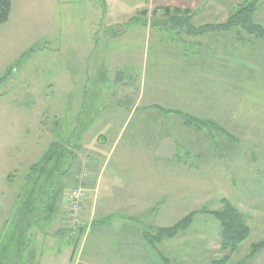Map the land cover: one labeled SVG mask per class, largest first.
I'll return each instance as SVG.
<instances>
[{
    "label": "rangeland",
    "instance_id": "1",
    "mask_svg": "<svg viewBox=\"0 0 264 264\" xmlns=\"http://www.w3.org/2000/svg\"><path fill=\"white\" fill-rule=\"evenodd\" d=\"M104 1L11 0L9 19L0 24V77L5 76L0 80V264L26 261L21 258L24 246L16 251L19 226L25 227L22 224L28 217L20 206L22 200L17 202L18 191L25 182L24 174L30 172L29 165L39 160L52 141L70 146L74 142L69 127L74 122V110L79 109L78 89L68 87L66 81L79 77L92 82L87 89L92 104L85 107L90 114L100 113L101 105L109 115L118 111L135 114L111 162L119 159L120 145L132 134V153L127 159L157 163L156 168L144 165L135 168L140 182L139 206L142 210L151 209L146 217H136L139 231L154 233L156 228H148L157 222L154 218L165 219L172 226L193 212L187 229L165 238L166 248L157 246L158 251L168 257L169 264H211L226 253L221 249L220 223L211 213L221 211L226 199L243 214L249 227L248 237L232 252L227 264L243 261L250 254L251 245L264 238V41L236 26L231 33L221 34L222 43L224 38L232 43L231 51L235 54L231 63L238 67L231 73L236 77L227 82V89L222 87L229 108L221 114V119H214L211 110L197 112L194 103L186 104L191 110L185 109L186 105L183 109L184 94L177 93L172 76H167L172 75L168 74L170 68L164 64L158 67V60L182 57L154 52L159 40L155 28H175L181 25L179 21L164 19L163 9L149 6L152 0H113L117 5L108 15L110 23H96L99 17L105 18ZM251 1L227 0V7L221 8L220 17L216 18L218 21L201 26L217 28L227 21L230 13ZM256 2L253 20L264 26V0ZM117 16L118 21L112 23ZM150 26L153 29L149 30ZM236 31L239 34L235 35ZM160 35L161 39L175 40L172 46L166 43L161 46H180L179 36L173 30L164 29ZM179 65L182 63H172L174 71ZM118 81L125 82V86H118ZM179 90H184V86ZM217 97L218 89L216 101ZM151 102L157 106L151 107ZM158 105L168 110H161ZM221 107L223 111L224 104ZM154 111L172 113V119L157 121L156 133L147 128L133 132L131 126L139 122L137 115ZM218 111L217 108V114ZM57 113L61 115L56 119ZM191 118L211 121L222 130L211 124L199 126L195 121L189 122ZM112 131H107L108 135ZM108 138L111 143L114 137ZM178 159L188 166L177 164ZM170 160L171 168H164L162 164ZM80 166L74 157L62 182L52 184L51 190L56 192L49 214L57 215L65 209L66 219L68 192L84 168L83 164ZM10 174H13L11 178ZM51 190L46 192L50 194ZM18 210L24 214L21 221ZM39 215L44 217V211L35 212L31 218L37 221ZM6 220L14 221V227L8 226L6 231L8 235L14 230L11 240L10 234L7 238L2 234ZM64 225L68 227L65 220ZM78 235L77 239L64 235L57 243L46 244L42 248L41 264H56L59 260L63 264H77L79 247L85 237L84 233ZM203 240L220 241V249L208 246ZM218 250L223 252L220 257H216ZM251 260L250 264H264V248ZM157 264L162 263L158 260Z\"/></svg>",
    "mask_w": 264,
    "mask_h": 264
},
{
    "label": "crops",
    "instance_id": "2",
    "mask_svg": "<svg viewBox=\"0 0 264 264\" xmlns=\"http://www.w3.org/2000/svg\"><path fill=\"white\" fill-rule=\"evenodd\" d=\"M226 1L227 0H152L149 5L157 8L170 7L172 9L177 8L191 12L189 18L183 15L179 17H163L168 21H179L181 25L175 28L168 26L156 27L155 30H158V32H156L159 40L157 41L158 46H156L154 52L161 56L172 55L174 58L182 57L181 60H158V67L160 68L162 64H164L166 67L170 68L168 74L172 75L167 76H172L173 86L176 87L177 85L178 87L177 93L184 94L183 109L184 105L194 103L198 109L197 112H199V109H204V112L206 110H211L213 113L212 118L214 119H217L216 117L220 118L221 114L228 110L227 96L221 93L223 90L222 87L227 89V82L231 81V77H236L231 74L235 73V68L237 66L231 63L232 56L235 54V52L231 51L232 43L230 40L226 42L227 38L223 39V43L221 42V34L231 33L232 28L228 30L208 28L200 32H197V30L202 27L201 25L218 21L216 18L220 17L221 8L227 7L228 2ZM114 5H117V2L113 0H105L102 2V7L104 8L102 14L104 15L105 12L106 15L105 18L99 17L96 23H110L108 15L113 10ZM140 6L141 5L137 8H140ZM226 15L228 16V14ZM184 18L189 20L187 26L184 25ZM117 19L118 16L111 20L112 23L117 22ZM100 29H102L101 26ZM148 29L151 30L153 28L150 26ZM164 29L173 30L174 33L179 36V47H171L175 42L174 39H161L160 34ZM234 34L237 35L239 33L236 31ZM161 43L170 44L171 46L164 47L161 46ZM172 63H182V65L177 66V71H174ZM91 83L90 80L83 77L66 81L68 87L76 86L78 89L76 90V93L78 91L76 96L78 102L75 103L77 108H79L74 110L75 114L74 117H72L74 122L69 127V136L74 139V142L72 141L71 146H69L72 149L74 157L79 160L81 166L83 164V167L88 168L90 171V176L85 186L87 197L82 214L83 227L89 226V229L87 235L83 237V242L79 247L80 255L77 264H157L158 260L162 264H166V262L169 263L168 257L162 252H159L157 248V246L166 248L165 244L167 239L149 244V241L144 236V231H139L137 227L139 221L136 217L138 215H144L146 217V215L150 214L149 211L151 209L148 210L150 208L148 207L142 210L139 206L140 193L138 190L140 182L138 179V172L135 171V168L143 167V165L149 168H156L157 163L154 162L151 164L150 162L146 163L127 159L129 153H132V134L120 145L118 153L119 159L111 162L112 157L118 150L119 141L128 130V127H130V123L135 114L118 111L109 115L105 112L104 105L100 106V111L102 110L100 113L90 114L85 107L87 106L88 108V105L92 104L93 98H91V100L87 98V89L91 86ZM117 85L124 87L125 82L118 81ZM182 86H184V90H179ZM211 86L213 89L209 88ZM208 89L211 91H208ZM217 89L218 100L216 101ZM229 100L231 101V97ZM166 102L167 99H165L164 103ZM155 103L156 102H151L149 104L151 107L157 106ZM222 104H224L223 111L221 107ZM160 107L161 110H168L166 106ZM191 108V106L186 105L185 109L191 110ZM217 108L219 110V116L216 112ZM85 110L86 112H84ZM165 111H154L137 115L136 118L139 122L131 126L133 132H138L147 128V131L152 132V134L156 133L157 121L172 119L173 114ZM174 111L178 112L177 110ZM60 115L61 113L55 114L56 119L59 118L58 116ZM122 116H125L123 120ZM146 120L150 122H146ZM54 123H56V120H54ZM57 125L59 126L58 123ZM113 128H115V130ZM110 130H113L112 134L108 135L107 131ZM160 131L161 128L158 129V132ZM169 131V135L171 136V129ZM108 136L114 137L111 143L109 142ZM163 137L167 136L164 134ZM152 147L153 150L156 151V145L153 144ZM176 163L180 164L182 167L188 166L182 159L176 160ZM31 165L28 167L29 170ZM172 165L173 161L171 160L162 164L164 168H167V166L171 168ZM28 173L29 172H26L24 177ZM181 174H184V172ZM11 175L13 174L8 176L11 178ZM10 178L9 180H11ZM136 201H138V203H136ZM37 212L40 213L41 210ZM44 217L39 215L37 223H35L37 229L35 228V224L32 223V220H30L31 218L29 219L30 221L28 218L23 221L22 226H27L29 223L31 224L27 229L26 240H24V250L21 251V258H26L23 264H41L43 258L42 248H44L46 244L57 243L64 235L76 238V235L80 234L81 231L82 234L84 233V229L82 228L78 233H73L71 228L65 227V209L62 211L59 210L57 215L55 212H51V214ZM153 221L157 222H152L150 220V223H152L148 228L155 229L171 226L167 224L165 219L154 218ZM13 222V220L9 221L8 226H10V228L14 227ZM39 223L42 224L38 225ZM44 227L48 230L44 231ZM82 234L78 236L80 237ZM202 236H204V233H202ZM202 238L204 239V237ZM77 241L75 242L76 247L78 244ZM204 243L208 246H212V248L218 247L220 249V241L208 240L204 241ZM203 249L205 250L207 248L205 247ZM74 252L70 256V261L74 257ZM222 254L223 252L218 250L216 257ZM36 259L37 261H35ZM60 261L61 260L56 264H63V262ZM252 261L253 260H251V262ZM251 262H249V264Z\"/></svg>",
    "mask_w": 264,
    "mask_h": 264
},
{
    "label": "trees",
    "instance_id": "3",
    "mask_svg": "<svg viewBox=\"0 0 264 264\" xmlns=\"http://www.w3.org/2000/svg\"><path fill=\"white\" fill-rule=\"evenodd\" d=\"M257 7L256 0H253L243 6H240L236 11L230 13L227 21L221 25L216 26L219 29L228 30L234 26L240 27L242 30L248 34L253 35L264 41V26L257 24L253 20V15ZM164 10L166 16L179 17L180 15L189 16L191 12L188 10H181L177 8L161 7ZM11 12V0H0V24L5 23L10 16ZM188 19H184V25H188ZM212 26L206 25L202 26L197 32L203 31L205 29L211 28ZM5 76L0 77V80H4ZM189 122L195 121L199 126L206 124H211L221 129L215 123L211 121H203L198 119H188ZM68 157L70 158L68 160ZM74 162V155L69 144L65 145L62 142L52 141L44 153L41 155L36 163H33L30 167V172L25 176V182L23 186L20 187L17 196V202L20 203L24 214L28 216V220L31 218L32 214H35L38 210L47 216L49 215L48 210L52 208L54 202V196L56 189L51 190L52 184H57L62 182L63 177L69 170L70 165ZM53 194H49L50 192ZM47 191V192H46ZM53 195V196H52ZM224 208L221 211H211V213L218 219L220 223V237H221V249L226 251L225 255L220 258L214 259L211 264H227L229 257L234 252L238 245L244 241L249 234V227L247 226L244 216L235 207H233L230 202L223 199ZM20 208V210H21ZM38 208V209H37ZM37 209V210H36ZM18 210L20 221L22 215ZM21 210V211H22ZM194 213H189L182 220L173 224L169 227H159L156 228L154 233L145 232L144 236L149 242L160 241L165 238L174 237L179 231L187 229L191 224ZM45 216V217H46ZM44 217V218H45ZM32 220V223L37 221ZM29 220V221H30ZM9 221H5V226L3 227L2 234L7 238L9 235L10 240L13 238L14 230L6 234ZM17 223V222H16ZM19 223V222H18ZM31 224L21 227L19 226V238L16 244V251H19L23 247V239L26 238V233L28 227ZM81 228L76 230L72 229L73 233H77ZM25 236L21 239V236ZM78 238V237H77ZM76 238V239H77ZM7 243V242H6ZM264 248V238L257 243L251 245L250 254L241 262L237 264H248L252 257ZM21 251V250H20ZM166 264H169L166 262Z\"/></svg>",
    "mask_w": 264,
    "mask_h": 264
},
{
    "label": "built area",
    "instance_id": "4",
    "mask_svg": "<svg viewBox=\"0 0 264 264\" xmlns=\"http://www.w3.org/2000/svg\"><path fill=\"white\" fill-rule=\"evenodd\" d=\"M90 171L84 167L78 176L77 183L68 192V202L66 209L65 222L68 228L78 229L83 227L82 213L86 199L85 181L88 180ZM89 226L85 227L84 234L87 233Z\"/></svg>",
    "mask_w": 264,
    "mask_h": 264
}]
</instances>
